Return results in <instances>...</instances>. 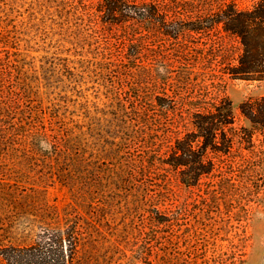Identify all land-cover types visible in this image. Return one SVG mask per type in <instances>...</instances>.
I'll return each mask as SVG.
<instances>
[{
    "label": "rangeland",
    "instance_id": "rangeland-1",
    "mask_svg": "<svg viewBox=\"0 0 264 264\" xmlns=\"http://www.w3.org/2000/svg\"><path fill=\"white\" fill-rule=\"evenodd\" d=\"M204 1L217 4L160 0L180 11ZM98 2L0 0V71L12 78L14 94L0 127V253L34 246L44 231L76 227L83 264H264L259 133L253 149L237 150L221 165L215 193L206 184L184 186L167 166L154 171L156 156L137 143L135 125L118 116H129L138 101L153 104L163 89L172 95L164 84L183 74L179 45L152 40L145 62L128 63L140 82L134 85L119 61L124 31L101 19ZM238 2L249 7L255 0ZM214 39L229 52L225 65L240 54L238 40L221 28ZM223 80L235 128L250 129L240 107L264 95V81ZM56 138L66 144L55 145ZM241 156L248 165L239 170ZM141 159L147 170L132 178ZM231 175L235 189L223 193V177ZM243 185H251L248 193Z\"/></svg>",
    "mask_w": 264,
    "mask_h": 264
},
{
    "label": "trees",
    "instance_id": "trees-1",
    "mask_svg": "<svg viewBox=\"0 0 264 264\" xmlns=\"http://www.w3.org/2000/svg\"><path fill=\"white\" fill-rule=\"evenodd\" d=\"M98 1L96 12L102 16L101 19L124 31L119 38L124 46L119 53V61L127 63L123 67L128 69L127 75L134 85L139 86L140 82L132 75L128 63L145 62L152 40L163 38L179 45L177 62L181 64L183 74L177 83L167 80L164 84L170 87L172 95L163 89L164 97L156 96L153 104L138 101L133 106L134 112L131 111L133 115L130 112L129 116L118 118L122 122L128 119L135 125V133L139 135L137 143L157 158L158 165H153L154 171H163L161 166H167L184 186L200 188L206 184L210 185V192L215 193L217 183L214 181L220 177L216 174L222 173L221 165L235 151L242 153L253 149L256 132L264 149V95L241 105V114L249 122L250 129H236L233 103L226 94L223 80L228 75L233 79L264 81V0H255L249 7H242L238 0H215L217 4L212 6L204 1L207 4L203 3L201 7L187 2L181 5V11L176 9L180 6L171 7L160 0ZM218 28L235 37L240 45V54L226 65L222 60L229 52L218 45L219 37L218 42L214 39ZM201 45L204 48H200ZM144 70L148 71L145 80L151 85V77L154 76L147 66ZM3 75L1 70L0 127L8 117L14 95L12 78L7 79ZM58 139L55 145L64 141L66 144V139ZM146 164V159H141L139 171L133 169L130 172L132 178L144 173ZM234 164L232 161L229 163L232 173ZM247 165L248 160L241 156L237 168L240 170ZM232 176L223 177L227 184L222 189L223 193L233 189ZM242 188L243 193H248L251 185H243ZM80 236L76 227L47 230L36 245L5 248L0 256L5 264H83Z\"/></svg>",
    "mask_w": 264,
    "mask_h": 264
}]
</instances>
